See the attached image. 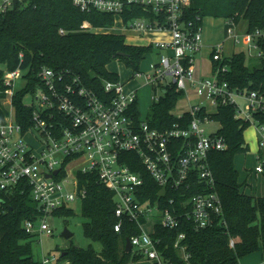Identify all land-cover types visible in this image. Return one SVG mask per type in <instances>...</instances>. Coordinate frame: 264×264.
I'll return each instance as SVG.
<instances>
[{
    "label": "built area",
    "instance_id": "obj_1",
    "mask_svg": "<svg viewBox=\"0 0 264 264\" xmlns=\"http://www.w3.org/2000/svg\"><path fill=\"white\" fill-rule=\"evenodd\" d=\"M71 1L83 13L114 14L124 31H169L172 35L169 42L153 44L163 53L156 63H151L150 72H132V79L145 77L146 85L161 93L154 101H159L165 89L173 86L183 92V97L202 101L189 105L186 112L176 116L180 121L171 128L160 130L151 126L148 116L145 120L141 118L139 89L128 90L121 80H103L104 93L99 95L69 71L42 68L39 73L42 86L27 95L32 97V102L25 104L33 108L32 126L24 130L15 119L12 104L15 81L24 78L23 71L6 70L4 82L9 89L5 99L10 107L9 114L0 120V192L29 185L41 216L26 221L24 228L30 234L50 236L53 232L47 218L55 210L82 202L87 189L80 185V177L94 174L114 194L119 219L115 230L120 232L125 221L139 228L140 232L129 238L131 253L140 256L141 263L173 264L159 251L161 241L155 236L156 227L176 229L187 220L199 231L214 226L217 220L225 223L210 156L226 150L227 143L217 133L208 134L206 130L219 106L232 105L235 118L257 125L255 174H264V124L254 120L255 113L264 112V93L231 87L221 76V72H227L226 66L218 67L211 76H197V55L204 46V27L183 19L190 0ZM18 2L24 0H0V13ZM134 5L152 9L158 18L140 17L126 23L123 14ZM222 21L225 38H231L235 47L243 42L246 49L242 52L247 57L263 56L258 42L264 41V29L249 33L232 19ZM60 34L66 31L61 30ZM224 47V42L212 47V62L222 63L228 58ZM253 49L257 50L255 54ZM187 113L191 114V121L184 120ZM133 164L143 167L160 188L156 198L149 197L151 192L145 178L133 170ZM56 170L58 174L53 175ZM192 190L198 191L188 197ZM169 193L183 198L178 206L175 197H167ZM164 201L173 210L165 208ZM185 237V233L179 234L174 247L184 262L190 264L187 248L181 243ZM60 256L43 254L41 264H65Z\"/></svg>",
    "mask_w": 264,
    "mask_h": 264
},
{
    "label": "trees",
    "instance_id": "obj_2",
    "mask_svg": "<svg viewBox=\"0 0 264 264\" xmlns=\"http://www.w3.org/2000/svg\"><path fill=\"white\" fill-rule=\"evenodd\" d=\"M146 17L158 18L152 9L131 6L126 8L123 19ZM234 20L236 24L247 22V31L253 33L264 29V0H190L183 19L202 25L204 19ZM115 15L92 11L83 13L71 0H24L14 7L0 13V120L9 111L3 101L7 97L5 70L23 71L26 86L17 91L12 104L15 119L24 130L32 126L33 108L27 107L24 99L42 86L39 73L42 68L57 72H67L80 77L83 83L99 95L104 93L103 80L119 82L120 75L110 71L108 65L119 61L133 73L139 72L146 56L154 51V45H131L123 34L99 33L96 29L115 26ZM88 24L85 28L84 25ZM66 34H60V31ZM263 56L260 65L248 63L244 52L234 53L222 63L213 62V72L220 66L227 67L221 72L222 78L231 87L264 93V41L258 42ZM183 92L176 87H167L159 101H155L148 115L152 127L166 130L180 121L171 112ZM137 113V105H136ZM139 115V112H138ZM236 110L232 105H221L211 120L220 124L217 135L227 143L224 151H215L210 156V166L216 178V190L223 203L224 224L217 220L210 228L196 231L191 223L184 220L180 227L167 229L156 227V238L160 239L159 251L173 264H186L180 252L174 247L181 233L186 237L182 244L190 255V264H241L248 255L261 251L264 259V196L256 197L243 190L247 181L240 182V174L235 160L240 154L249 152L244 134L252 126L251 122L235 118ZM191 121V114L184 115ZM254 120L264 124V112L254 114ZM141 164V163H140ZM145 178L151 192L149 197L156 198L160 188L143 167L131 165ZM80 185L87 189L86 198L81 202L82 215L88 220L83 224L84 236L101 244L97 251L92 246L80 248L70 244L60 256L65 264H131L141 257L126 252V240L138 234L136 224L125 221L120 232L115 230L119 219L113 192L99 181L94 174L81 175ZM198 190H192L191 194ZM177 206L183 200L177 193ZM148 197H144L147 199ZM163 206L173 210L167 201ZM53 215L71 217L73 208L55 210ZM41 216L39 206L33 201L29 185L19 190L0 192V264H41L33 253V244L38 234L27 233L24 225L28 220ZM234 240V245H231ZM64 254V256H63Z\"/></svg>",
    "mask_w": 264,
    "mask_h": 264
},
{
    "label": "rangeland",
    "instance_id": "obj_3",
    "mask_svg": "<svg viewBox=\"0 0 264 264\" xmlns=\"http://www.w3.org/2000/svg\"><path fill=\"white\" fill-rule=\"evenodd\" d=\"M119 18H117L116 25L114 28L102 30L106 33H117L131 36L132 33L128 31H124L121 28ZM204 32L208 34L212 41L210 44L217 42H225L224 53L226 56H232L233 52L240 53L245 51L246 44L241 43L237 45V47L232 50L231 41H225L223 21L214 19V18H205L204 19ZM240 26L242 30H244L247 26V22H241ZM96 32V30H95ZM169 31H148L142 41H132L133 43H139L137 45H148L150 41L154 44L156 42H160L163 40L169 39ZM166 38V39H165ZM203 48L200 53L197 55V59H200L202 56ZM257 52L256 49H253V53ZM159 51L154 49V51L146 56L145 60L141 64L140 72L149 73L151 63H156L159 60ZM208 59L210 60V56L204 60L205 68H208ZM253 64L260 65V58L257 57H247V62ZM108 69L110 71H114L120 75L122 83H125L126 89H139L138 90V106L141 112V118L145 120L151 111V107L153 106L154 97L158 96L159 91H155L151 86L146 85L145 77H136L132 79V71L124 64L119 61L113 62L108 65ZM6 71V70H5ZM24 75V74H23ZM24 77V76H23ZM27 84L26 78H19L15 81L14 91L22 90ZM201 98L197 97H183L181 98L176 108L173 110L172 114L174 116H179L180 114L186 112L188 110L189 105L199 104L201 102ZM25 104H30L32 102V97L29 95L24 99ZM6 108H9L8 101L5 99L3 101ZM256 126L252 125L244 134L245 141L249 145V152L246 154H240L236 157L235 164L236 168L239 171L240 182L247 181V185L243 188L247 194L254 195L256 197H260L264 195V174L259 177H255V167L258 165L257 161V153H258V143L256 138ZM220 128V124L216 121L210 123V125L206 126L207 133H216ZM75 165V163L73 164ZM260 195V196H257ZM71 208L74 209V215L71 217H62L56 215H50L47 218V222L51 227L52 235L47 236L44 235L42 237L38 236L37 240L33 244V253L36 260H41L43 254L48 253H56L57 255H61L62 251L67 248L70 244H73L80 248H88L92 246L97 251L101 250V244L94 242L84 236L83 224L88 220L82 215V204L80 201H76L71 204ZM65 230H68L73 234L71 239H66L63 235ZM131 264H147V263H131ZM241 264H264V259L262 258L261 251L253 253L251 255L246 256L241 260Z\"/></svg>",
    "mask_w": 264,
    "mask_h": 264
},
{
    "label": "crops",
    "instance_id": "obj_4",
    "mask_svg": "<svg viewBox=\"0 0 264 264\" xmlns=\"http://www.w3.org/2000/svg\"><path fill=\"white\" fill-rule=\"evenodd\" d=\"M207 18H212V17H207ZM218 20H222V19H218ZM203 27H204V24H203ZM114 28V27H112ZM108 29H111V28H108ZM247 29V26L244 30ZM102 30H107V29H96V32H99V33H104ZM156 31V30H154ZM128 32H131L132 35L131 36H128L125 34V37H126V42L128 44H131V45H137L139 43H133L132 41H142L141 39H143L146 35V33H139V32H134V31H128ZM150 32H153V31H150ZM170 33V32H169ZM225 37V36H224ZM166 39V38H165ZM172 39V35L171 33L169 34V39H167L166 41L163 40V42H169L170 40ZM231 41L232 43V50H234L236 47L233 45V40L231 38H225V41ZM212 41L211 37L208 35V34H205L204 32V46H203V52H202V56L200 59H197V65H196V68H197V76H211L213 74V62L211 60V50H212V47L216 44V43H213L212 45L210 44V42ZM162 42V41H160ZM157 43V42H156ZM150 44H154L152 41H150L148 43V45ZM148 45H141V46H148ZM224 45H225V42H224ZM159 51V50H158ZM163 53V52H160L159 51V55ZM236 53V52H233V54ZM208 56H210V60L208 59V68H205V63H204V60L208 58ZM227 57H231V56H227ZM253 61L255 60H252L251 63H253ZM249 63V62H248ZM114 72V71H113ZM257 138V137H256ZM263 174L261 175H256L255 174V177H259V176H262ZM254 196V195H253ZM257 196H260V195H257ZM264 196V195H263ZM263 196H260V197H263Z\"/></svg>",
    "mask_w": 264,
    "mask_h": 264
},
{
    "label": "water",
    "instance_id": "obj_5",
    "mask_svg": "<svg viewBox=\"0 0 264 264\" xmlns=\"http://www.w3.org/2000/svg\"><path fill=\"white\" fill-rule=\"evenodd\" d=\"M58 172H59V170H56V171L53 173V175H57ZM47 177H50V175L47 176ZM63 235H64V237H65L66 239H71V238L73 237V234L70 233L68 230H65V232L63 233ZM125 249H126V252H128V253H130V252L132 251V245H131L130 239H127V240H126V248H125ZM63 256H64V254H63Z\"/></svg>",
    "mask_w": 264,
    "mask_h": 264
}]
</instances>
